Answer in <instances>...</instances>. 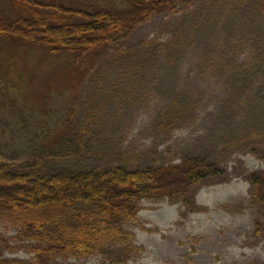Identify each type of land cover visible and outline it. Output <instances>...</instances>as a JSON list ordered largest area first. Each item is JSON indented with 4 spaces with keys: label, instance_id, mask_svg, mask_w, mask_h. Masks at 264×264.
<instances>
[{
    "label": "rangeland",
    "instance_id": "obj_1",
    "mask_svg": "<svg viewBox=\"0 0 264 264\" xmlns=\"http://www.w3.org/2000/svg\"><path fill=\"white\" fill-rule=\"evenodd\" d=\"M31 1L113 12L128 6ZM0 9L10 20L28 16L15 0H0ZM133 28L119 44L89 55L0 44V72L11 64L19 75L12 86L0 77V159L84 169L199 157L216 172L182 197L142 199L126 224L134 235L129 251L112 245L58 264H264V201L250 180L264 173V66L254 82L234 81L244 63L264 65V0H185ZM176 42L184 52L168 60L149 46ZM227 47L234 49L225 55ZM67 116L87 141L69 144L70 151L44 149L52 139L47 129L61 128ZM17 228L0 218V258L31 261L27 242L13 239Z\"/></svg>",
    "mask_w": 264,
    "mask_h": 264
},
{
    "label": "trees",
    "instance_id": "obj_2",
    "mask_svg": "<svg viewBox=\"0 0 264 264\" xmlns=\"http://www.w3.org/2000/svg\"><path fill=\"white\" fill-rule=\"evenodd\" d=\"M15 1L27 10L28 16L10 20L0 9V44H38L50 52L67 51L79 56L105 51L111 43L119 44L134 26L156 14L176 11L185 0H126L128 6L119 12L93 6ZM149 46L165 55V60L184 52L180 42ZM233 49L227 47L225 55ZM11 66H4L0 72L3 83L10 86L19 81ZM263 66L244 63L235 69L239 80H233L241 86L249 79L250 84ZM71 121L72 117L67 116L61 128L47 129L46 139H52L43 148L70 151L69 144L85 143V131L74 134L73 128H69ZM215 172L212 163L199 157L178 165L84 169L55 166L45 159L31 163L0 159V218L18 227L13 239L27 242L33 254L31 261L0 258V264H58L61 258L102 255L112 245L129 251L134 235L126 224L135 219L142 199L182 197ZM250 180L256 199L264 201V173H253ZM0 243H5L1 235Z\"/></svg>",
    "mask_w": 264,
    "mask_h": 264
}]
</instances>
